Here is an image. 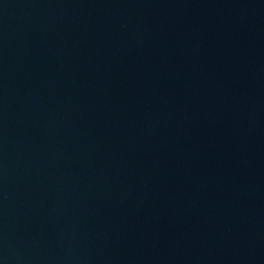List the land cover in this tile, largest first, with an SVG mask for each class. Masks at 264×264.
<instances>
[{
    "label": "water",
    "instance_id": "obj_1",
    "mask_svg": "<svg viewBox=\"0 0 264 264\" xmlns=\"http://www.w3.org/2000/svg\"><path fill=\"white\" fill-rule=\"evenodd\" d=\"M0 264H264V0H0Z\"/></svg>",
    "mask_w": 264,
    "mask_h": 264
}]
</instances>
